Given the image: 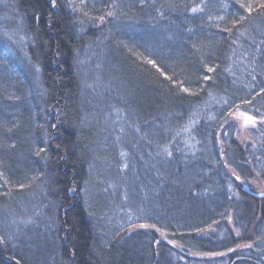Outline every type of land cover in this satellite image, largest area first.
Listing matches in <instances>:
<instances>
[{
    "label": "trees",
    "instance_id": "16d2710c",
    "mask_svg": "<svg viewBox=\"0 0 264 264\" xmlns=\"http://www.w3.org/2000/svg\"><path fill=\"white\" fill-rule=\"evenodd\" d=\"M261 4L0 0V264H264Z\"/></svg>",
    "mask_w": 264,
    "mask_h": 264
},
{
    "label": "snow or ice",
    "instance_id": "6c2138e0",
    "mask_svg": "<svg viewBox=\"0 0 264 264\" xmlns=\"http://www.w3.org/2000/svg\"><path fill=\"white\" fill-rule=\"evenodd\" d=\"M54 4H55V0H53V5H54ZM260 6H261V7H264V4H261ZM241 7H245V5L242 4ZM198 10H200V9H198V8H193V9H192L193 12H196V11H198ZM248 10L251 11V8L249 7ZM108 15H109V16H112L113 13L109 12ZM100 19L103 20L104 17L102 16V17H100ZM210 19H211V18H210ZM221 19H222V18H221ZM241 19H243V17H242ZM224 30H225V31H230V29H224ZM194 47H195V46H194ZM147 62H148L149 64H152L153 67H157L155 61H153V60H148ZM157 70H159V69H157ZM207 70H208V72H212V71H213V69L210 68V67H209ZM162 74H163V73H162ZM169 79H170V78H169ZM203 79L207 81V80H210L211 77L205 75V76L203 77ZM174 83H175V81H174ZM181 91H183V92H185V93H190V94H193V95L195 94V93H191V92H190V89H188V88H186V87H183V85H181ZM261 91L264 92V89H262ZM224 103L226 104L227 101H224ZM245 103H247V101H245ZM240 115L244 118V125L255 124V118H254V117H252V116H248V115H246L245 113H240ZM213 119H214V117H213ZM223 126H224V125L222 124L221 127H223ZM53 127H55V125H53ZM185 130L187 131V129H185ZM9 131H11V129H9ZM44 151H45V149L41 148V149L39 150V152H37V155H39L40 152H44ZM168 155H171V153H168ZM0 175H2V174H0ZM236 179H240V177L237 176ZM20 187H24V185H20ZM262 195H264V193H262ZM139 227H142V228H155V225L141 224V225H139ZM156 230H157V231H161L160 229H156ZM161 234L163 235V233H161ZM169 242L171 243V241H169ZM248 247H250V245H248ZM230 251H231V249H230ZM212 255H215V253H212ZM17 264H18V262H17Z\"/></svg>",
    "mask_w": 264,
    "mask_h": 264
},
{
    "label": "rangeland",
    "instance_id": "374dc122",
    "mask_svg": "<svg viewBox=\"0 0 264 264\" xmlns=\"http://www.w3.org/2000/svg\"><path fill=\"white\" fill-rule=\"evenodd\" d=\"M237 120H238V123H239V127H240V133L242 134V136H245L246 135V131H247V127L248 125H244V118H241V117H237ZM122 164V168H126L127 166V159H125L124 157V160L123 162H121Z\"/></svg>",
    "mask_w": 264,
    "mask_h": 264
}]
</instances>
